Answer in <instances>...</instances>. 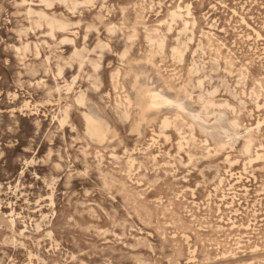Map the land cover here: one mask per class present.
<instances>
[{
  "label": "rangeland",
  "instance_id": "obj_1",
  "mask_svg": "<svg viewBox=\"0 0 264 264\" xmlns=\"http://www.w3.org/2000/svg\"><path fill=\"white\" fill-rule=\"evenodd\" d=\"M0 264H264V0H0Z\"/></svg>",
  "mask_w": 264,
  "mask_h": 264
},
{
  "label": "bare ground",
  "instance_id": "obj_2",
  "mask_svg": "<svg viewBox=\"0 0 264 264\" xmlns=\"http://www.w3.org/2000/svg\"><path fill=\"white\" fill-rule=\"evenodd\" d=\"M177 14V13H176ZM177 16V15H176ZM60 27H65V24H62V25H60ZM185 33V32H184ZM162 46H163V43H162ZM202 48V47H201ZM177 50V49H176ZM175 50V51H176ZM182 51V50H181ZM178 54V56H179V51L177 52ZM181 54H182V52H181ZM184 55V54H183ZM181 57V56H180ZM183 58H184V56H183ZM179 59V58H178ZM217 60V59H216ZM181 61V60H180ZM49 64V63H48ZM197 70V69H196ZM234 75V74H233ZM141 76H143V75H141ZM145 77V76H144ZM147 77V76H146ZM245 77V76H244ZM240 78V77H239ZM151 80H153V79H151ZM154 82V81H153ZM239 82H240V80H239ZM156 83V82H155ZM201 83H203V82H201ZM199 85V84H198ZM155 86V85H154ZM163 87H164V85H162ZM202 86V85H201ZM200 87V86H199ZM161 89V88H160ZM164 90H165V87L163 88ZM167 90V89H166ZM170 90H171V88H170ZM140 92L142 93V95H143V92H142V90H140ZM190 92V91H189ZM144 93L145 94H147V96H150V102H147L148 101V99H147V103L149 104V105H151V106H153V107H155V108H160L161 107V109H162V107L164 108V106H169V108H170V106H172L173 105V103L175 104V106H174V108H177L178 110H184V111H187L186 112V114H188L191 118H193L194 120H196V123L201 127V129H203V130H208L209 128H211V127H208L207 125H206V117L204 116V114L202 113V112H200V113H195L193 110H190V109H188L187 108V106H186V103H184V102H181L179 99H176V100H172L171 98H169V97H167L164 93H162V92H160V91H157V90H151V89H146L145 91H144ZM171 93V92H170ZM194 94V93H193ZM142 95H140V97L142 96ZM246 95V94H245ZM250 95V94H249ZM146 96V95H145ZM201 96V95H200ZM142 98V97H141ZM140 98V99H141ZM201 98V97H200ZM201 100V99H200ZM142 101V100H141ZM141 101H139V102H141ZM189 101H191V100H189ZM212 102V101H211ZM79 103H82L81 102V100H79ZM193 103V102H192ZM144 104H145V102H144ZM190 104V103H189ZM212 104V103H211ZM210 104V105H211ZM216 105L218 104V103H215ZM222 104V103H221ZM220 104V105H221ZM143 105V104H142ZM209 105V106H210ZM223 105V104H222ZM227 105V104H226ZM140 106H141V103H140ZM143 107H145L144 105H143ZM206 107V106H205ZM214 107H216V106H214ZM219 107V106H218ZM140 108H142V107H140ZM165 108H167V107H165ZM209 108V107H208ZM217 108V107H216ZM144 109V108H143ZM146 109V108H145ZM152 109V108H151ZM205 109V108H204ZM147 110V109H146ZM146 110H145V112H146ZM163 110L164 109H162V112H163ZM172 110V109H171ZM173 110H175V109H173ZM176 111V110H175ZM197 111V110H196ZM164 112H165V110H164ZM141 113H143V112H141ZM157 113V112H156ZM160 113V112H159ZM224 113V112H223ZM146 114V113H145ZM155 114V113H154ZM143 116H145V115H143ZM85 124H86V134L92 139V140H94V141H97V142H99V143H103V142H105L108 138V126L105 124V123H102V122H105V120L103 119V117L101 118V116L96 112V111H91V112H89L88 114H86L85 116ZM179 117V116H178ZM145 118H146V116H145ZM144 118V119H145ZM190 119V118H189ZM208 119V118H207ZM165 120V119H164ZM169 120V119H168ZM209 120V119H208ZM237 120V119H236ZM166 121V120H165ZM171 122V121H170ZM192 122H193V120H192ZM208 122V121H207ZM222 122V121H221ZM228 122V121H227ZM233 122V121H232ZM239 122V121H238ZM195 123V122H194ZM220 123V122H219ZM166 124H167V121H166ZM168 124H169V122H168ZM218 124V123H217ZM225 124V123H224ZM227 124V123H226ZM165 125V124H164ZM194 125V124H193ZM196 125V124H195ZM194 125V126H195ZM213 125V124H212ZM230 125H235L236 126V123L234 122V123H230ZM238 125V124H237ZM165 126H167V125H165ZM215 126V125H214ZM225 126V125H224ZM219 128H220V126H218ZM102 129V130H100V129ZM219 128H217V125L215 126V127H212L211 129H212V131L210 132V133H212V134H214L215 136H216V134H217V136H218V134H220V132H219ZM239 128H241V127H239V125H238V128H236V129H239ZM234 129V128H233ZM246 129V128H245ZM251 129V128H250ZM249 129V130H250ZM248 130V131H249ZM247 131V130H246ZM234 132H235V130H234ZM237 132V131H236ZM204 134H205V132H203ZM250 133H251V130H250ZM252 133H253V129H252ZM252 133H251V135H252ZM206 134H207V132H206ZM205 134V135H206ZM211 134V135H212ZM246 134V133H245ZM208 135V134H207ZM214 135H213V137H214ZM220 135H223L222 133L220 134ZM238 135V134H237ZM107 136V137H106ZM228 136V135H227ZM247 136V135H246ZM220 136H218V138H219ZM225 137V136H224ZM229 137V136H228ZM211 138V137H210ZM222 138V137H221ZM226 138V137H225ZM224 138V139H225ZM241 138V137H240ZM243 138V137H242ZM247 138V137H246ZM249 138V137H248ZM214 139H217V137L216 138H214ZM223 139V138H222ZM222 139H220V141L222 140ZM228 139V138H227ZM231 139V138H230ZM218 140V139H217ZM232 140V139H231ZM251 140H253V138L251 139ZM93 141V142H94ZM226 141V140H225ZM96 142V143H97ZM218 142V141H217ZM223 143H224V141H222ZM232 142V141H231ZM252 142V141H251ZM244 143H245V141H244ZM250 141L249 142H247V143H245V149L246 150H248L249 149V147H250ZM244 146V145H243ZM244 148V147H243ZM250 149H251V147H250ZM247 152V151H246ZM214 230V229H213Z\"/></svg>",
  "mask_w": 264,
  "mask_h": 264
}]
</instances>
